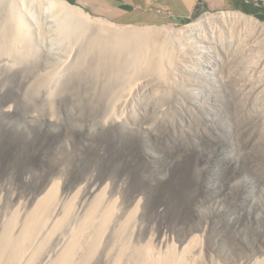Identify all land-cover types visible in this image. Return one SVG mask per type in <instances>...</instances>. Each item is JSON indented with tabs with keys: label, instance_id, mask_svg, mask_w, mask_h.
<instances>
[{
	"label": "rangeland",
	"instance_id": "1",
	"mask_svg": "<svg viewBox=\"0 0 264 264\" xmlns=\"http://www.w3.org/2000/svg\"><path fill=\"white\" fill-rule=\"evenodd\" d=\"M250 2L260 6L148 27L115 24L81 7L132 31L170 32L206 14L223 19L209 26L201 53L186 45L182 51L180 36L160 35L168 37L164 52L149 54L128 86L114 81L108 90L104 79L96 85L79 78L71 72L72 47L54 35L27 60H5L0 247L10 216L31 211L48 193L56 194L51 205L59 204V213L74 217L100 198L114 219L132 218L128 237L135 243L175 248L186 264H264V0ZM198 182L213 193L195 191L202 199L185 203L179 183L188 190ZM111 234L109 226L95 260Z\"/></svg>",
	"mask_w": 264,
	"mask_h": 264
},
{
	"label": "bare ground",
	"instance_id": "2",
	"mask_svg": "<svg viewBox=\"0 0 264 264\" xmlns=\"http://www.w3.org/2000/svg\"><path fill=\"white\" fill-rule=\"evenodd\" d=\"M236 15L232 13V16ZM222 20L206 14L195 22L174 28L170 32L159 27L132 31L93 18L68 0H0V66L8 59L14 64L27 60L36 52L37 44L44 39L47 42V37L52 38L51 35H54L62 38L73 49L78 63H75L71 72H75L79 78L93 80L96 85H101L99 82L104 79L108 83L105 87L110 90L115 85L114 81L128 86L133 76L149 65V54L164 52V42L168 37L170 39L169 35L173 39L180 36L182 51L187 46L188 52L201 53L199 46L202 44L198 43L207 42L203 38L209 36V26ZM261 34L264 38L262 22ZM160 35L168 37L160 40ZM184 45L186 46L183 47ZM250 64L253 65V62ZM257 66L261 67L259 64ZM126 70L129 71L127 75L123 73ZM54 195L56 194L46 193L34 203L31 211L22 214L18 210L10 216L6 225L9 238L2 241L5 245L0 247V264H92L109 226L112 229V243L104 249L102 257L95 260L96 264H186L185 254L182 255L184 257L179 256L175 248L167 247L158 251L151 245H145L144 248L140 243H135L128 237L129 230L133 228L132 218L125 216L114 219L112 208H102L100 198L86 206L87 210L82 216L74 217L70 210L64 209V212L62 210L59 213V204L56 207L51 205V202L54 203ZM56 234L58 241L55 239L56 244L52 246L50 243Z\"/></svg>",
	"mask_w": 264,
	"mask_h": 264
},
{
	"label": "crops",
	"instance_id": "3",
	"mask_svg": "<svg viewBox=\"0 0 264 264\" xmlns=\"http://www.w3.org/2000/svg\"><path fill=\"white\" fill-rule=\"evenodd\" d=\"M91 14L112 23L148 27L171 22L188 23L195 19L198 7L205 11L249 10L251 0H68ZM256 1V0H254ZM202 12V13H203Z\"/></svg>",
	"mask_w": 264,
	"mask_h": 264
},
{
	"label": "trees",
	"instance_id": "4",
	"mask_svg": "<svg viewBox=\"0 0 264 264\" xmlns=\"http://www.w3.org/2000/svg\"><path fill=\"white\" fill-rule=\"evenodd\" d=\"M202 10L201 7L199 6L196 12V16L195 18L199 17L202 14ZM104 130V129H103ZM196 183V181H195ZM206 183H202V182H198L196 185L194 186H190L188 188V190L185 189L184 184L179 183V190H180V196L183 197V199H185V203H189L191 202V200L193 201V199H198L201 198L202 199V195L201 194H196L195 191H199V193H202L203 191H208L210 194L213 193V190L211 189H207V187L205 186ZM189 185V184H187ZM185 192V193H184ZM200 201V200H199ZM192 204V202L190 203V205Z\"/></svg>",
	"mask_w": 264,
	"mask_h": 264
}]
</instances>
